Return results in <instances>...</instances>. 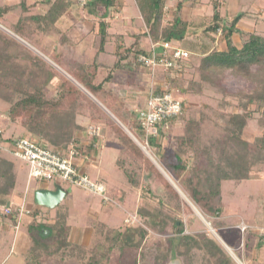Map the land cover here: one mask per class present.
<instances>
[{
  "label": "rangeland",
  "instance_id": "obj_1",
  "mask_svg": "<svg viewBox=\"0 0 264 264\" xmlns=\"http://www.w3.org/2000/svg\"><path fill=\"white\" fill-rule=\"evenodd\" d=\"M20 1L22 0H0V4L9 2L18 4ZM34 1L39 2L41 0H26L27 3ZM76 1L77 3H84V0ZM121 1L123 3L121 2L119 5L121 9L123 7L122 12H120L121 9L117 13L109 10L106 14L105 19H107V22L109 21L108 23L112 29L110 31L114 34L110 35L111 37L104 46V51L97 55V60L106 67L103 69L101 77L105 75L107 67L115 62V57L112 54L115 46V35H122L125 43H130L134 41L133 33L144 30L143 21L134 0ZM212 3L219 4L224 23L231 21L238 13H243L236 24L237 29L240 31L234 32L232 35V41L236 45H241L251 32L264 35V0H199L193 6L188 3L184 4L179 11V15L182 19L189 21V31H192V33L190 32L191 34H188L183 42H180L183 47L193 52L192 60L185 71L171 82L174 89L173 93L184 102V109L182 114L165 129L166 133L163 145L160 148L161 152L170 151L174 146L176 138L182 135L184 131L185 119L201 118L200 134L204 144L221 137L225 134V120L222 118V114L235 111L239 95L253 87L250 81L228 74L221 79L220 85L218 82L217 85L212 86L200 79L197 63L199 56L202 54L201 52L215 49L222 50L226 47L221 29L217 32H205L203 30L212 21ZM175 4L176 0H168L166 3L164 23L170 21L172 15H174ZM44 8V4H38L33 11L43 12ZM15 12L17 15L23 14L20 7H17ZM84 13L85 10L84 12L83 10L79 11V15ZM96 13H99L98 15L103 14L104 8L100 7ZM86 16L92 19L89 13ZM101 18L98 16L97 19ZM117 19H122V21L120 20V22ZM0 25H2L1 22ZM31 26L37 44L33 40L31 48L26 45L27 41L24 40L26 42L24 43L14 37L19 45L14 43L9 49L11 53L13 52L11 63L23 72L21 78L30 84L32 88L46 90L49 84H46L44 80L45 75L43 73L45 71L41 70L39 64L34 65L29 51L47 61L60 72L66 71L52 59L54 55H60L61 59L64 60L78 62H91L96 55V53L94 54V49H96L98 43L96 36H84L80 43L81 47L73 53L65 47L59 46L62 34H65L69 29V31L73 30L70 24H60V30L57 28V32H55L56 29L42 32L33 25ZM0 29H2L1 26ZM143 41L144 45L150 44L147 37H143ZM39 45L47 52L46 54L39 49ZM135 69L133 76L126 70L127 72L115 73L112 79L113 91L118 94L124 105L129 106L131 111L141 108L139 107L141 104L138 103L137 99L127 97L125 93L129 95L133 89L137 91L140 97L146 96L151 81L157 79L161 81L162 78H166L161 70L150 78L146 71ZM129 79L133 83L129 84L127 82ZM124 85H127V87ZM17 97V94H13L10 98L14 100ZM128 100L134 103H127ZM10 104L11 102L7 98L5 99L3 94H0V129L2 133L5 137L29 135L18 122L12 121L8 117ZM250 107L254 109L253 117L245 126L243 138L252 143L254 136L261 131L264 108L257 107L256 104H251ZM87 112V110L83 111L78 117L81 125L85 127V131L78 133V136L86 149L87 143L92 141V135L95 137V142L87 149L89 153L81 152L82 166L80 165V170L84 173L87 172L86 174L92 180H97V176L100 174L99 181L105 182L103 183L109 191L112 202H105L100 197L92 195L79 187L52 179L44 180L39 184L50 189H53L56 184L60 185L66 191L64 199L55 208L46 209L44 206L37 205L34 202L33 191L38 183L30 182L27 191L25 190L28 182L26 164L17 158H13L10 154L12 158L8 157L7 153L0 151V157L12 159L15 172L17 169L16 186L11 195L7 197L8 205L13 207L14 202L21 199L20 202L24 201L28 209L33 210L40 207L44 219L47 218L50 221L49 223H54L57 221L55 217L58 216L59 221L57 223L62 224L66 228L65 232L67 231V234L64 232L66 243L65 239L61 238L62 242L60 245L58 244L57 248L56 232L52 236H47L48 232L46 231L44 233L46 237L43 239H40L37 233L34 232V237H32V231L30 232L27 227L28 217H25L26 219L22 221L21 226L19 225L17 229L11 226L12 222L5 223L6 219L3 218L2 223H0V264H26L25 258L27 256L30 260L34 259L32 252H26L32 245L37 243L34 242L35 239L41 241L35 252L39 254L40 264L199 263L202 256L199 251L187 256L182 254L181 245L177 247L176 251H170V247L175 246L177 239L182 235V232H178V229L173 226V222L177 225H180V222L183 223L184 234L204 231L213 237L230 258L227 264H264V152L258 154L262 158L253 167L248 178L238 182L230 180L222 183V210L219 216L211 218L214 223L212 225L206 216L202 215L195 206L189 204L190 200L180 187L177 186L178 189L174 187L179 194V200H177L164 189L161 183L150 182L142 169L139 173L132 172L130 178H128V174L124 175L123 169L117 168L115 163L116 150L108 146L114 144L113 139L104 133L102 125L88 124ZM91 126L98 128L96 129L97 133H91ZM139 147L142 149L141 146ZM146 149L151 155V150L147 146ZM251 150L257 155L258 152L255 151L253 146H251ZM142 151L145 153L143 149ZM97 153L99 157L96 159ZM94 158L96 159L95 162L93 161ZM150 159L158 168L157 165L159 164L156 158L151 155ZM84 161H88V163L83 164ZM123 166L130 172L134 171L128 166L127 162H124ZM162 171L160 172L163 174ZM127 179L138 181V184L133 185ZM184 204H187L190 209L186 208ZM155 208H160V214L154 215L155 219L157 217L156 222L150 225L146 221L145 214L140 213V209L149 214L150 210ZM207 223L215 228L214 230L220 239L210 231ZM242 223L247 226L244 231L240 229ZM136 227L137 230H135ZM124 231L131 236L133 243L129 245L121 244V239L112 238L118 232L122 233ZM221 241L224 242L227 248ZM228 248L235 254L236 258L233 256L235 259L228 253ZM214 260L210 263L220 264L219 260H216V258Z\"/></svg>",
  "mask_w": 264,
  "mask_h": 264
},
{
  "label": "trees",
  "instance_id": "obj_2",
  "mask_svg": "<svg viewBox=\"0 0 264 264\" xmlns=\"http://www.w3.org/2000/svg\"><path fill=\"white\" fill-rule=\"evenodd\" d=\"M167 2L168 0H135L144 30L133 33L134 41L130 43H125L123 36L116 33L119 35H115V46L112 51L115 62L107 67L103 77H101V73L106 67L98 62L97 55L104 51V46L112 35L108 32L109 21H98L96 55L91 62L64 60L61 59L60 55L54 56L53 60L62 66L76 83L47 61L29 51L34 65L39 64L41 70L45 71L43 73L45 75L44 80L46 84H49L46 90L32 88L21 78L23 72L11 63L13 52L11 53L9 49L14 43L19 44L14 36L0 29V94H3L4 98L11 102L8 109L10 120L18 122L29 133L27 136L24 135L25 137L42 146L76 147L82 153H89L87 149L93 145L95 137L92 135V141L87 143L86 149L78 136V133L85 131V127L81 125L78 117L87 110L88 124L102 125L104 133L113 139L114 144L108 146L116 150L115 163L117 168L123 169L124 175L128 174V178H130L132 172L139 173L142 169L150 182L161 183L166 191L179 200V194L167 177L147 157L138 143L110 116L107 112L109 111L129 130L137 142L145 144L147 139V148L151 150V155L156 158L166 175L180 187L193 206L214 225L211 218L219 216L222 210V183L230 180L238 182L248 178L253 167L262 158L258 154L264 152L263 117L261 131L254 136L252 143L243 138L245 126L253 117L254 109L250 105L256 104L257 107L264 108V35L251 32L241 45H236L232 41V35L234 32L240 31L236 24L243 13H238L231 21L224 23L219 4L212 3V21L203 30L205 32H217L221 29L226 47L222 50L201 52L197 63L200 79L212 86L217 85L218 82L220 85L221 79L228 74L250 81L253 87L239 95L235 111L222 114V118L225 120V134L221 137L204 144L200 134L201 118H189L185 119L184 131L182 135L176 138L170 151L161 152L160 148L166 133L164 123L160 125L158 135H146L136 120V111H131L127 104L124 105L118 94L113 91L112 79L115 73L126 70L133 76L135 68L149 73L138 61V56L147 53L149 47V44L144 45L143 37H147L152 42L174 41L182 46L180 41L183 42L186 36L192 33L189 31V21L182 19L179 11L185 3L193 6L199 0H176L174 15L170 21L164 23L166 13L164 7ZM39 3L45 5L44 11L32 13L31 10ZM72 4L73 0H41L31 4L22 0L18 4H0V22L8 25L18 36L31 41L36 39L31 25L42 32L54 31L57 20L69 10ZM85 4L103 7L104 13L101 17H106L109 10L115 13L120 10L118 0H97V2L91 0ZM17 7H20L23 14L17 15L15 12ZM182 48L189 51L188 57L181 62L179 67L163 70L166 78H162L159 85L167 90L174 91L171 86L172 80L185 71L192 60L193 52L186 47L182 46ZM127 82L133 83V81L130 82V79ZM77 83L84 89L79 87ZM156 88L159 86L157 85ZM224 88L226 89V87ZM13 94L18 96L14 100L10 98ZM183 109L184 102L182 110L169 120V125L182 114ZM11 138L8 137V140ZM251 146L258 152L257 155L252 152ZM124 162H127L134 171H128L123 166ZM128 181L133 185L138 184V181L135 180ZM15 186L14 162L5 157H0V206H9L7 197L11 195ZM20 201L21 199L14 202L13 207L20 205ZM184 205L189 208L187 204ZM28 210L29 213L25 217L29 219L27 227L30 232L32 231V237H34L33 233L36 232L37 236L43 239L46 237L43 229H46L47 236H52L56 232L57 248L58 244L60 245L62 242L61 238H64L66 243L67 231L65 232L66 228L62 224L57 223L59 221L58 216L55 217L57 221L49 223L47 218H43L41 208ZM140 213L145 214L146 221L153 225L157 219L154 215L160 214V208L151 209L149 214L140 209ZM4 219L15 224L17 213L14 211L10 217H4ZM179 224L173 222V226L178 229V232H182V235L177 239L175 246L170 247V251H176L177 247L181 245L184 255L188 256L195 251L201 252L200 262L195 264H209L215 261V258L219 260L220 264H227L230 261L221 245L209 234L204 231L184 234L183 223L180 222ZM112 238L121 239V244L129 245L134 242L125 231L118 232ZM128 241L131 242L127 243ZM34 242L37 243L26 252H32L34 259L30 260L27 256L25 258L26 264H40L39 254L35 252L41 241L35 239Z\"/></svg>",
  "mask_w": 264,
  "mask_h": 264
},
{
  "label": "built area",
  "instance_id": "obj_3",
  "mask_svg": "<svg viewBox=\"0 0 264 264\" xmlns=\"http://www.w3.org/2000/svg\"><path fill=\"white\" fill-rule=\"evenodd\" d=\"M188 55L189 51L174 41H150L147 53L140 54L138 61L148 70V76L150 75L151 78L157 71L179 67ZM159 82L158 80L151 81L144 105L135 110L136 120L146 135H158L160 125L164 123L167 128L169 120L183 108V101L172 90H167L165 87L160 86ZM157 85L159 88H156ZM96 129L98 128L91 126V133H97ZM140 145L143 150L146 149L148 145L147 139L145 144ZM0 151L8 153L13 158H17L26 164L28 168L27 186L32 181L40 183L44 180L56 179V181L60 180L69 185L79 187L92 195L100 197L105 202H112L107 187L103 182L92 180L88 174L81 172L80 164L76 161L82 158L81 151L76 147L42 146L25 136L12 137L8 140V137H5L0 129ZM59 186L56 184V187ZM14 211L17 213L15 223L17 228L23 218L29 213L24 201L16 207H1L0 221L1 217H10ZM240 229L244 231L247 226L242 223Z\"/></svg>",
  "mask_w": 264,
  "mask_h": 264
},
{
  "label": "crops",
  "instance_id": "obj_4",
  "mask_svg": "<svg viewBox=\"0 0 264 264\" xmlns=\"http://www.w3.org/2000/svg\"><path fill=\"white\" fill-rule=\"evenodd\" d=\"M88 1H91V0H84V3L83 4H81V3H77V1L76 0H73V4L71 5V7L69 8V10L66 12V13H64L58 20H57V22H56V30H55V32H57V28H58V30H60L59 29V25L60 24H64V25H71L72 26V31H66L65 32V34H62V39H61V43H60V45L59 46H62V48L63 47H65V49H68L69 51H72V53L73 52H75V51H77V50H79V48L81 47L80 46V43H81V41H82V39L84 38V36H86V35H88L89 37H94V36H96V38H98L97 37V33H98V30H99V27H98V21L99 20H103V21H107V19H105L106 17H102L101 19H97L98 18V16L99 17H101L102 16V14L101 15H98L99 13H96V11L98 10V9H100V7L101 6H91L90 4H85L86 2H88ZM96 2H97V0H95ZM35 2V1H34ZM118 2L119 3H121L122 1L121 0H118ZM27 3V2H26ZM33 3V2H32ZM123 3V2H122ZM134 3H135V0H134ZM5 4H14V3H5ZM27 4H31V3H27ZM39 4H41V3H39ZM42 5V4H41ZM97 5V4H96ZM121 7V6H120ZM137 7V6H136ZM103 8V7H102ZM121 9V8H120ZM138 9V8H137ZM82 11L83 10V12H84V10H85V13L83 14V15H79V11ZM123 11V7H122V9H121V11L120 12H122ZM31 12L32 13H35L34 11H33V9L31 10ZM138 12H139V10H138ZM89 13V15L90 16H92V19H90L89 17H87L86 16V14H88ZM117 13V12H116ZM25 14V13H24ZM96 14H97V16H96ZM119 14V13H118ZM118 14H117V16H118ZM112 20V19H111ZM117 20H121L122 21V19H117ZM120 21V22H121ZM1 26V28L4 30V31H6L7 33H9L10 35H12V36H14V37H16V36H18L17 34H15L12 30H11V28H9L8 27V25H4L3 23H2V25H0ZM110 29H111V27L108 29V32L111 34V33H114V32H111L112 31V29H111V31H110ZM17 38V37H16ZM18 39H20L21 41H23L24 43H26L25 41H27V43H26V45H28L29 47H31L32 48V44H33V40H25L24 38H22V37H20V36H18ZM25 40V41H24ZM98 40V39H97ZM35 41V40H34ZM36 42V41H35ZM35 44V43H34ZM36 44H37V42H36ZM36 44H35V46H36ZM37 47V46H36ZM39 47V49L42 51V52H44L45 54L47 53V52H45L42 48V46L41 45H39L38 46ZM182 47V46H181ZM39 50V51H40ZM38 51V50H37ZM38 51V52H39ZM95 52H96V49H94V54H95ZM57 54V53H56ZM93 54V55H94ZM55 56V55H54ZM54 56H53V58L52 59H54ZM73 57V56H72ZM94 57V56H93ZM98 62H100V61H98ZM59 67V66H58ZM65 73H67V72H65ZM68 74V73H67ZM69 75V74H68ZM70 76V75H69ZM71 77V76H70ZM69 78V77H68ZM71 80H73L75 83H76V81L71 77L70 78ZM77 85L79 86V87H81L78 83H77ZM124 86H126L127 87V85H124ZM125 87V88H126ZM82 88V87H81ZM149 88V87H148ZM82 89H84V88H82ZM133 92V93H132ZM132 92L128 95V93H125L126 94V96L128 97L129 96V98L130 99H137L138 100V103H140L141 105L139 106V107H142L143 105H144V101H145V99H146V96L144 95L143 97H140L138 94H137V91L136 90H133L132 89ZM136 92V93H135ZM127 103H134L133 101H131V102H129V100L127 101ZM134 106V105H133ZM7 155H9L8 153H7ZM99 154L97 153V155H96V159L99 157L98 156ZM8 157H11L10 155L8 156ZM12 158V157H11ZM95 158L93 159V161L95 162V160H96ZM12 160V159H11ZM77 162L79 161V164L81 165V163H82V160L81 159H78V160H76ZM88 163V161H84L83 162V164H87ZM80 165H79V167H80ZM82 166V165H81ZM85 171H86V166H85ZM16 172H17V169H16ZM87 173V172H86ZM99 176H97V180H99V178L101 177L100 176V174H98ZM101 181V180H100ZM104 182V181H103ZM105 183V182H104ZM25 187H27V185L25 186ZM59 187H61V186H59ZM38 188H46V187H43V186H41V184H36L35 185V187H34V190L35 189H38ZM55 188H57L56 186L53 188V189H55ZM62 188V187H61ZM48 189H50V188H48ZM26 191H27V188L25 189ZM36 204V203H35ZM36 207H38L37 205H36ZM38 208H40V207H38ZM3 218L4 217H2L1 218V221L3 220ZM25 218V217H24ZM26 219V218H25ZM0 221V223H2ZM23 221V220H22ZM6 222H8V220H5V223ZM11 222V221H10ZM21 224H22V222L19 224L20 226H21ZM11 226H14L15 227V224L14 223H12L11 224ZM19 227V226H18ZM17 227V228H18ZM16 227H15V229H17ZM234 255V257H235V254H233ZM236 258V257H235ZM236 260H238V259H236ZM242 264V263H241Z\"/></svg>",
  "mask_w": 264,
  "mask_h": 264
},
{
  "label": "water",
  "instance_id": "obj_5",
  "mask_svg": "<svg viewBox=\"0 0 264 264\" xmlns=\"http://www.w3.org/2000/svg\"><path fill=\"white\" fill-rule=\"evenodd\" d=\"M18 38V36H16ZM62 73H64L67 77L71 78L67 73H65L64 71H61ZM101 107H103L98 101H96ZM104 108V107H103ZM105 109V108H104ZM106 110V109H105ZM107 111V110H106ZM110 116L115 119V121L123 128V130L132 138L135 140L136 143L137 140L132 136V134L129 132V130L124 127L109 111H107ZM139 146H141L138 143ZM143 149V148H142ZM149 157V156H148ZM151 158V157H150ZM152 160V159H151ZM158 168L160 169V171H162V168L157 165ZM163 174L168 178V180L170 181V183L173 185V187L177 188V185L166 175V173L164 171H162ZM178 189V188H177ZM66 195V191L61 188V187H57L55 189H48V188H38L35 189L33 191V198H34V202L37 205H41L44 206L46 208H55L65 197ZM189 204L191 206H193V204L189 201ZM46 232V229H43V233Z\"/></svg>",
  "mask_w": 264,
  "mask_h": 264
},
{
  "label": "bare ground",
  "instance_id": "obj_6",
  "mask_svg": "<svg viewBox=\"0 0 264 264\" xmlns=\"http://www.w3.org/2000/svg\"><path fill=\"white\" fill-rule=\"evenodd\" d=\"M144 151H145V153L149 156V157H151V155H150V153H149V151L147 150V149H144ZM183 194V193H182ZM200 214V213H199ZM201 215V214H200ZM208 224V223H207ZM209 225V224H208ZM209 229H210V231L217 237V238H219L218 237V235H217V233H216V231L214 230V228H212V226H210L209 225ZM220 239V238H219ZM221 242H223V241H221ZM223 244H224V242H223ZM224 246L226 247V245L224 244ZM227 248V247H226ZM229 249V248H228ZM228 251V250H227ZM229 251H231V252H229ZM229 251H228V253L233 257L234 255H232V254H234L233 252H232V250H230L229 249ZM234 258V257H233ZM235 259V258H234ZM238 263V262H237ZM239 264V263H238Z\"/></svg>",
  "mask_w": 264,
  "mask_h": 264
}]
</instances>
